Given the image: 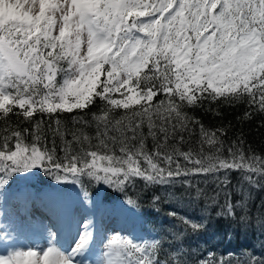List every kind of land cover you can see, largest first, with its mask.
Segmentation results:
<instances>
[{
  "label": "snow or ice",
  "instance_id": "obj_1",
  "mask_svg": "<svg viewBox=\"0 0 264 264\" xmlns=\"http://www.w3.org/2000/svg\"><path fill=\"white\" fill-rule=\"evenodd\" d=\"M240 103L264 127V0H0V264H264V154L190 114ZM138 187L170 226L102 228ZM213 212L253 251L202 249Z\"/></svg>",
  "mask_w": 264,
  "mask_h": 264
},
{
  "label": "trees",
  "instance_id": "obj_2",
  "mask_svg": "<svg viewBox=\"0 0 264 264\" xmlns=\"http://www.w3.org/2000/svg\"><path fill=\"white\" fill-rule=\"evenodd\" d=\"M215 109L218 107L220 116H216L213 112H207L205 109L190 110V114L196 116L201 122L210 128L219 126L228 127V140H233L241 132L244 135L246 145H250L252 150L257 154H264V127H259L260 117H253L251 120L244 118V113L247 111L243 103L234 106H216L212 105ZM47 177L42 180L35 178L37 187H43L45 190H50L51 185L46 184ZM235 183V179L233 181ZM55 182H53L54 184ZM94 194L96 188L90 189ZM135 192H140L138 187L134 191H130L129 195H135ZM151 190L147 192H140L142 215L139 219V228L143 234V230L159 232L164 228L170 226L171 220L167 216L168 208L160 205L159 211L153 210L149 203ZM99 199L107 200V206L113 208L115 205L120 204L123 199V194L106 189L99 190ZM264 200V192L254 191L252 193V211L256 212V205ZM181 211H187L189 214L193 213V209L186 208L183 204L180 206ZM195 214L199 215V209L195 210ZM213 219L210 220L208 231L203 234L200 239V246L204 250H213L218 257H223L225 260L229 259L228 253H236L239 255L243 250L253 251V246L258 245L259 232L255 229L245 230L239 225L231 224L227 220L215 218V213H212ZM264 238V237H262ZM207 241V243H205ZM258 254V247L256 248Z\"/></svg>",
  "mask_w": 264,
  "mask_h": 264
},
{
  "label": "rangeland",
  "instance_id": "obj_3",
  "mask_svg": "<svg viewBox=\"0 0 264 264\" xmlns=\"http://www.w3.org/2000/svg\"><path fill=\"white\" fill-rule=\"evenodd\" d=\"M28 182L30 184L36 183L35 178H32ZM41 186L46 187L44 185H41ZM46 191H48V190L46 189ZM119 205L120 204H117L113 208L108 207L107 204L105 205V210H102V212H101V216L103 217V224L101 225V227L103 228V226H109L111 228H116V229L127 227V228L131 229L133 227V225H135L137 232L141 233V230L139 228V219L134 218V217H130L127 214L119 211L118 210ZM65 229H66V232H68L69 231V225L66 224Z\"/></svg>",
  "mask_w": 264,
  "mask_h": 264
}]
</instances>
